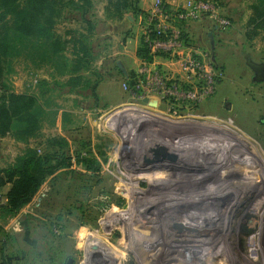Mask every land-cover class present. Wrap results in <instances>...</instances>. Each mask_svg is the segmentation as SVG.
<instances>
[{
  "label": "rangeland",
  "instance_id": "374dc122",
  "mask_svg": "<svg viewBox=\"0 0 264 264\" xmlns=\"http://www.w3.org/2000/svg\"><path fill=\"white\" fill-rule=\"evenodd\" d=\"M74 1L85 20L70 11L54 27L66 44L13 38L2 64L0 170L58 150L55 138L81 161L14 215L0 186V264H264V81L247 65L264 64L257 0H171L152 23L155 1L120 21L108 0ZM158 26L147 64L136 51ZM77 41L90 49L82 70ZM11 94L34 99L33 136ZM170 217L197 232L176 237Z\"/></svg>",
  "mask_w": 264,
  "mask_h": 264
},
{
  "label": "trees",
  "instance_id": "16d2710c",
  "mask_svg": "<svg viewBox=\"0 0 264 264\" xmlns=\"http://www.w3.org/2000/svg\"><path fill=\"white\" fill-rule=\"evenodd\" d=\"M79 1H82L86 7L90 5L89 0ZM138 1L108 0L106 6L107 19L114 20L115 18V20L120 21L125 12H140L139 14H142L137 7ZM76 10L82 12L81 18L84 21L86 9L74 0H0V84L2 64L10 54L13 38L35 37L40 40L57 41L58 44L64 45L66 42H59L54 35V27L57 20L66 12ZM252 10L258 24L264 26V0H257L252 6ZM157 39L160 37L152 30H149L147 35L141 36L136 55L142 62L147 64L152 62L154 56L151 54L149 41ZM74 42L76 43V41ZM77 44L78 52L74 61L75 70L86 67L85 58L90 52L86 42L77 41ZM92 90H94V86ZM34 103L32 97L10 95L11 117L15 120L16 128L18 124L22 126L20 130L22 138L34 135L37 126V120L31 115ZM9 124L8 114L2 111L0 129L6 130ZM51 140V147L57 145L58 150L50 149L48 152L38 154L27 149L11 165L0 170V186L7 183L12 185L6 196L7 205L4 208L6 215H14L23 209L37 193L46 178H53L57 172L69 170L80 164L81 159H72L63 151L65 144L61 138Z\"/></svg>",
  "mask_w": 264,
  "mask_h": 264
},
{
  "label": "water",
  "instance_id": "95a60500",
  "mask_svg": "<svg viewBox=\"0 0 264 264\" xmlns=\"http://www.w3.org/2000/svg\"><path fill=\"white\" fill-rule=\"evenodd\" d=\"M249 69L254 73L255 81H264V64H254L247 62ZM169 221V229L176 237L187 236L193 232H197V230H193L190 227H183L182 223L177 218H168Z\"/></svg>",
  "mask_w": 264,
  "mask_h": 264
},
{
  "label": "built area",
  "instance_id": "2783aa9c",
  "mask_svg": "<svg viewBox=\"0 0 264 264\" xmlns=\"http://www.w3.org/2000/svg\"><path fill=\"white\" fill-rule=\"evenodd\" d=\"M162 4L163 5L165 4L162 0H155L154 4L152 5L153 15H151L152 17L150 18V23L155 22V20H154L155 15H161L163 18L164 11H163ZM201 8L204 9L203 7H201ZM164 19H165V16H164ZM161 28H162V26L161 27L158 26V28L147 27L146 30H147V33L149 32V30H152V32H154L158 37H162L163 35H161V30H160ZM176 38H177V36L175 35L173 37V39H169V41L174 42V41H176ZM146 39H148V38H146ZM149 46H150V48L154 47V49H160L161 48V41L159 39L149 41ZM187 64H188V66L194 67L198 71L201 70V67L199 66L198 63H195L196 65H194L193 63L187 61Z\"/></svg>",
  "mask_w": 264,
  "mask_h": 264
},
{
  "label": "crops",
  "instance_id": "0c3cea01",
  "mask_svg": "<svg viewBox=\"0 0 264 264\" xmlns=\"http://www.w3.org/2000/svg\"><path fill=\"white\" fill-rule=\"evenodd\" d=\"M155 0H139L138 10L139 11H146L154 2ZM164 3L167 5L170 4L171 0H163Z\"/></svg>",
  "mask_w": 264,
  "mask_h": 264
},
{
  "label": "bare ground",
  "instance_id": "6f19581e",
  "mask_svg": "<svg viewBox=\"0 0 264 264\" xmlns=\"http://www.w3.org/2000/svg\"><path fill=\"white\" fill-rule=\"evenodd\" d=\"M201 235V234H200ZM203 236H205V235H203ZM210 239H212V238H214V236L213 237H210V236H208ZM213 240V239H212ZM195 241V240H194ZM195 243V242H194ZM188 250L186 249V251H185V253L187 252Z\"/></svg>",
  "mask_w": 264,
  "mask_h": 264
},
{
  "label": "flooded vegetation",
  "instance_id": "af4514ba",
  "mask_svg": "<svg viewBox=\"0 0 264 264\" xmlns=\"http://www.w3.org/2000/svg\"><path fill=\"white\" fill-rule=\"evenodd\" d=\"M254 74V73H253Z\"/></svg>",
  "mask_w": 264,
  "mask_h": 264
}]
</instances>
